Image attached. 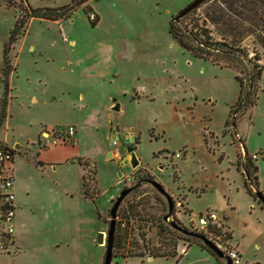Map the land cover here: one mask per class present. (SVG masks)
<instances>
[{
	"label": "rangeland",
	"instance_id": "374dc122",
	"mask_svg": "<svg viewBox=\"0 0 264 264\" xmlns=\"http://www.w3.org/2000/svg\"><path fill=\"white\" fill-rule=\"evenodd\" d=\"M192 1L88 0L60 22L29 19L23 35L9 44L10 31L22 12L0 0V105L5 50L10 64L6 81L10 87L13 76L11 81L16 84L15 91L11 89L6 97L0 142L4 134L10 146L14 145L12 137L33 139L40 121L48 129H63L75 121L80 95L85 96V105L90 94L99 114L107 99L106 109L113 98L121 105L119 112L107 109L110 117H100L103 130L109 122L119 128L115 143L112 133L102 129L96 132L87 128L77 137L79 151L90 152L92 138H98L102 147L101 168L93 158L75 159L83 174L88 175L85 181L92 198L86 199L98 217L97 227L88 229L92 245L80 224H67L65 230L63 222L58 227L49 223L46 184L36 180L32 169L15 171V187L24 190L28 185L33 193L34 224L26 225L22 245L14 239L0 247V264H102L105 247L95 244V234H106L109 210L119 192L127 188L131 190L116 212L113 234L122 243L112 249L110 264H218L196 245L176 257L148 260L147 253L153 248L172 251L175 241L177 253L178 245L185 246L169 233L160 232V226L167 225L163 221L167 203L148 183L150 180L159 183L170 196L171 220L178 226L188 230L190 222L198 226L200 215L212 213L221 231L217 241L220 246L209 240L224 254L230 248L236 249L239 264H264V207L246 194L244 171L236 165L239 160L250 171L246 156L243 158V145L257 168V191L264 196V70L249 106L238 102L239 84L235 79L239 76L243 88L249 89L251 63L257 62L264 69V0H213L202 3L182 19L183 24L197 22L198 26L205 20L213 40H223L245 52L242 71L195 58L171 37L169 22ZM19 2L16 0L17 5ZM70 2L27 0L31 7L41 9ZM85 5L92 9L90 19L94 21L84 12ZM92 46L98 50L95 57L102 68L116 71L112 82L84 80L79 84L70 72L62 71L63 64L87 55ZM254 53L259 61L254 59ZM31 94L39 99L38 103L29 99ZM44 98L48 99L45 104L41 102ZM129 137L133 138L137 160L134 168L122 164L129 157L123 140ZM27 149L20 144L23 155H27L23 151ZM106 152L111 154L108 159L103 158ZM63 174L76 187L74 170L66 168ZM98 175L108 179L105 187L98 185ZM253 176L250 172L248 181L254 193ZM15 191L17 206L22 208L18 210L26 212L28 206L19 202L21 190ZM130 206L135 209V217L125 221L124 210ZM226 226L232 231V238L227 240L225 234L230 231ZM71 236L83 241L66 246ZM54 242L63 244L54 248ZM130 251H141L145 256H115Z\"/></svg>",
	"mask_w": 264,
	"mask_h": 264
},
{
	"label": "crops",
	"instance_id": "0c3cea01",
	"mask_svg": "<svg viewBox=\"0 0 264 264\" xmlns=\"http://www.w3.org/2000/svg\"><path fill=\"white\" fill-rule=\"evenodd\" d=\"M61 20H55V22H60ZM74 49V48H73ZM74 51V50H73ZM98 52L97 48L92 46L90 47L87 55H84L82 58H76L73 61L66 62L63 64L64 73L70 72L75 79L79 80V84H82V81L86 80V82H97L99 81H109L112 82L115 80L117 75L114 73L116 71L112 70V68H108V70H104L102 66L97 62V58L95 57L96 53ZM16 74V71H15ZM13 77V76H12ZM11 77V78H12ZM10 80V87L7 84V90L3 93L8 96L11 89L15 91L16 84L14 81ZM7 83V81H6ZM4 85V83H3ZM89 86H91L89 84ZM80 87V86H79ZM5 88V86H4ZM89 89V87H87ZM11 94V93H10ZM2 96V94L0 95ZM5 97V98H6ZM55 99L54 97H51ZM85 96L80 95L79 97V112H75V121L69 123L66 127H63L61 130L55 131L54 129H48L47 125L40 121L36 135L31 140H19L13 139V146L8 144V139L6 134H4L3 140L0 142L6 145L9 148L14 149L15 146L17 147L12 158V161L8 164V167L12 171L13 175V186L11 192L14 194V206H15V215H14V226L15 231L13 235V240L15 239L16 243L22 245V235L23 231L27 227L26 225H33V213L35 210L31 208L32 204V195L29 191V186L27 185L26 188L19 189L15 187V171L21 172V170L32 169L34 172V177L36 180L40 181L41 183L46 184V196H48V201L50 204L47 206V213L46 219L47 221L54 226L58 227L60 222L65 224L63 229H67L68 225H75L80 224L83 230L86 231L87 240L92 245V241L89 240L88 229H92L97 227L98 224V217L93 210L92 203L86 199L87 197L84 195V185H83V169L80 164L75 162L77 158H93L97 164L102 167V147L98 138L90 139V143L92 145V150L90 152L79 151L78 138L79 134L83 135L84 132L87 131V128L91 131L98 132L103 125L100 124V117H110L107 113V109L110 111V106L106 109L107 103L109 99L106 100L104 109L101 114H99L100 109L95 108L92 104V96L88 94L87 99L88 103L83 105L82 101L84 100ZM29 99L32 100L35 104L39 102L37 97L33 96L32 94L29 96ZM41 101V99H40ZM48 99L44 98L41 101L43 104L47 103ZM117 101V100H116ZM7 104V101H6ZM7 110L9 111V103L7 106ZM121 109V105H120ZM70 126L75 128V134L73 136L72 143H53L54 137L59 138L60 134L66 131V129ZM117 127L114 125L112 127V122L108 123V127L106 129H102L103 131L107 130V133L113 132ZM90 131V132H91ZM81 132V133H80ZM18 143V144H17ZM20 144L24 147H28L29 149L23 150L26 151L27 155H23L22 152L19 150ZM106 152L103 154L104 159H108ZM96 154V155H95ZM100 156V159L98 160ZM111 156V154H110ZM71 168L74 170L75 180H76V187H73L71 183H68L66 178H64V169ZM100 175V174H99ZM98 175V185L106 186L107 180L104 177ZM117 176V175H116ZM105 179L104 181H102ZM22 181H24L22 179ZM15 188L21 190L18 192L19 202L24 206H28L26 212L20 211L22 208L17 206V196ZM35 192V191H32ZM32 194V195H30ZM247 194V193H246ZM20 209V210H18ZM68 224V225H67ZM230 231V239L232 238V231L228 226H226ZM95 234V240H96ZM66 246L69 245H77L78 242H82L83 240L77 236H71L67 239ZM54 248H58L62 246V242H54ZM96 244V241H95ZM193 246V245H191ZM190 247V246H189ZM189 247L178 245L177 248V255L185 254ZM234 249V248H233ZM202 250V249H201ZM236 250V249H235ZM237 251V250H236ZM238 252V251H237ZM239 254V252H238ZM176 257V256H175ZM128 258V257H127ZM159 258V257H157ZM156 258L149 257L148 260H152Z\"/></svg>",
	"mask_w": 264,
	"mask_h": 264
},
{
	"label": "trees",
	"instance_id": "16d2710c",
	"mask_svg": "<svg viewBox=\"0 0 264 264\" xmlns=\"http://www.w3.org/2000/svg\"><path fill=\"white\" fill-rule=\"evenodd\" d=\"M7 5L10 7L16 8L18 11H21L20 15L15 19L14 25L12 30L10 31V37H9V44L14 42L18 37L23 35V31L25 30V27L29 21V19L37 18V19H43V20H64L70 17L72 11L77 8L78 6L85 4L88 0H71L70 4H66L64 6L54 8V9H41V8H33L28 3L27 0H20V2L16 3V0H5ZM213 0H205V2H212ZM24 2V6H21V3ZM84 12L87 14L90 21H94L93 19H90V16L93 14L92 9L85 5L83 7ZM220 9V8H218ZM190 12H193L190 11ZM189 12V13H190ZM188 13V14H189ZM209 14V13H208ZM219 14L222 15V10H220ZM186 16V15H185ZM184 16V17H185ZM94 19H97V16H93ZM183 17V18H184ZM178 21H175L174 18L171 19L169 22L168 32L171 35V37L176 41V43L184 50L189 52L193 57L207 60L213 64L219 65L220 67H227V68H234L239 69L242 71L241 68L243 64V59L247 57V54L245 52H240L238 48H236L233 45H229L225 41H215L213 40L212 36L210 35V30L205 27V20H202V24L198 26V23H190L183 24L182 19ZM7 50L3 53V67H2V75L5 79L4 86L5 91L7 90V83H6V77L8 74V68L10 66L9 60L7 58ZM254 59L256 61H259L260 58L257 56V54L254 53L253 55ZM250 62V59L247 60ZM263 68L260 64H257V62L251 63L250 69L248 68V75H249V89L246 88V90L243 88V84L241 80L239 79V76H235V79L237 80L239 84V99L238 102H243L244 106H249L252 103L251 95L253 96L255 91L259 89V81L261 78V75L263 73ZM6 94L4 93V96L2 97L1 105H0V122L3 121L5 117L4 109L6 107ZM239 104V103H238ZM227 124V121L224 123ZM243 146V145H242ZM244 148V146H243ZM245 156L247 164L250 167V171L248 168L245 167L244 164L239 163V160L236 161V165H239L243 171H244V181H243V188L245 189V192L252 197L255 200L254 193L252 192L250 186L248 185V177L250 176V172L254 174L253 178L255 179V190L257 191V175L255 174L257 172L256 166L252 165L251 158L247 156V152L244 148ZM12 152L15 153V150L12 149ZM85 165V163H83ZM88 177L87 174H83V185H84V195L86 197L92 198V194L89 193L88 189V182H86V178ZM92 179V178H90ZM128 195V194H127ZM126 195V196H127ZM258 204H260L258 202ZM264 207V206H263ZM125 221H129V219H133L135 217V209L128 207L125 210ZM184 229V228H183ZM188 230L184 229V232H180L176 229L171 228L168 225H162L160 226L159 230L163 234L169 233L171 236H174L175 239H179L182 242L185 243V247H189L191 245H196L200 249L207 251L206 247L202 244L201 240L199 239V236H204L208 238L210 235H217L221 236V231L217 227H209L207 228V233L203 232L202 230L195 229L192 227L191 223H189ZM225 234V233H224ZM223 234V235H224ZM230 239V234H225V240ZM122 240L120 237H117V235H113V241H112V249L121 247ZM214 243V242H213ZM172 251H166L161 250L160 248H153L147 253V256L151 258H168V257H175L177 256V253L175 252V241L172 242ZM211 256L215 258L218 264H225L222 262V258H219L215 256L213 253L207 251ZM116 257H138L143 258L145 256L144 252H127V253H120L118 255H115Z\"/></svg>",
	"mask_w": 264,
	"mask_h": 264
},
{
	"label": "water",
	"instance_id": "95a60500",
	"mask_svg": "<svg viewBox=\"0 0 264 264\" xmlns=\"http://www.w3.org/2000/svg\"><path fill=\"white\" fill-rule=\"evenodd\" d=\"M205 0H193L190 2L187 6H185L182 10L179 11V13L174 17L175 21L180 20L185 15H187L190 11L196 9L198 6H200ZM112 105L110 107V110L113 112H119L120 111V103L116 101V99H111ZM233 126V124H232ZM113 140H118V136L115 134L119 133V128L117 127L113 132L111 131ZM110 133V134H111ZM126 135V133H124ZM110 136V135H109ZM133 138H124L123 143L125 144V155H129L128 159H124L123 163L124 165L129 164L131 168H134L137 165V160L135 158L134 152H133V146H132ZM17 147L15 146L14 149ZM241 149L243 152V158L245 159V151L244 148L241 145ZM107 157H110V153L107 154ZM117 176H121V172H116ZM148 183L159 193L162 197H164L166 203H167V213L163 216V221L167 223L168 226H170L173 229H176L180 232H184V229L180 226H178L173 220H171V214H172V208L173 203L166 191L163 189V187L157 183L156 181L150 180ZM248 185L249 181H248ZM130 188L123 189L119 192L117 197L115 198L112 207L109 210V216L110 221L108 225V230L106 234L103 232H99L96 235V244L102 245L105 247V254L103 258L102 264H110L112 260V241H113V234L115 230V218H116V212L122 203L123 199L126 197V195L130 192ZM254 196L256 200L264 206V196L259 191H254ZM199 239L201 240L202 244L206 247L207 251L213 253L215 256L222 258L224 260L225 264H231L230 260L225 256V254L208 238L204 236H199Z\"/></svg>",
	"mask_w": 264,
	"mask_h": 264
},
{
	"label": "built area",
	"instance_id": "2783aa9c",
	"mask_svg": "<svg viewBox=\"0 0 264 264\" xmlns=\"http://www.w3.org/2000/svg\"><path fill=\"white\" fill-rule=\"evenodd\" d=\"M59 134L60 137H54L53 143H56L57 141L60 143H72L75 128L70 126L65 132ZM113 143H115V140H113ZM13 156L14 153L12 152V148L0 143V247L5 244L12 243L15 231L14 194L11 192L13 186V175L12 171L8 167V164L12 161ZM190 223L193 228L202 230L203 232H206L207 235V228L218 226L212 213H208L206 216L200 215L198 217V226H194L192 222ZM219 237L220 236L217 235H210L208 238L212 239L217 246H220L219 242H217ZM225 256L230 260L231 264H239L240 262V255L233 248L228 249L225 252Z\"/></svg>",
	"mask_w": 264,
	"mask_h": 264
}]
</instances>
